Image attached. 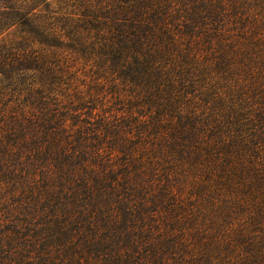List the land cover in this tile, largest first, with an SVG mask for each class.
I'll list each match as a JSON object with an SVG mask.
<instances>
[{"label": "trees", "instance_id": "trees-1", "mask_svg": "<svg viewBox=\"0 0 264 264\" xmlns=\"http://www.w3.org/2000/svg\"><path fill=\"white\" fill-rule=\"evenodd\" d=\"M0 264H264V0H0Z\"/></svg>", "mask_w": 264, "mask_h": 264}]
</instances>
